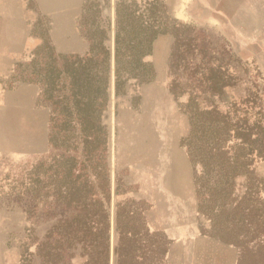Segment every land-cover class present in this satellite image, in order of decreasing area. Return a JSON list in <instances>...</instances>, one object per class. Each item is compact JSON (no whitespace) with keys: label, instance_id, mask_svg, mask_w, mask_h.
Listing matches in <instances>:
<instances>
[{"label":"rangeland","instance_id":"374dc122","mask_svg":"<svg viewBox=\"0 0 264 264\" xmlns=\"http://www.w3.org/2000/svg\"><path fill=\"white\" fill-rule=\"evenodd\" d=\"M119 1L0 0V91L27 94L23 104L27 109L13 116L11 133L3 131L0 121V146L7 142L0 155V234L10 242L6 246L20 248L23 264H30L38 239L56 219L69 216L68 211L60 212L59 190L70 188L78 176L80 181H92L109 173L112 264H117L120 202L127 216L141 215L125 223L141 231L133 251L146 259L144 264L155 263L161 248L168 250L164 233L149 228L150 214L155 210L163 214L162 183L172 188L175 198L188 203L191 213H198L202 235L245 245L243 254L239 249L237 264H264V161L253 160L238 143L226 142L202 114L205 103L199 110L188 95H172L171 82L186 80L181 70L175 73L171 68L173 34L158 37L152 55L145 59L155 69L152 83L130 84L127 94L117 98L112 63L110 99L104 111L91 121L84 110L79 111L81 116L70 112L74 88L69 75L61 84L56 80L58 56L63 54L69 62L84 56L88 39L102 32L113 55ZM136 3L145 11L144 0ZM164 3L172 20L195 27L222 62L246 67V74L264 90V0ZM64 12L74 14L72 27L56 24L54 18ZM61 39L72 41L67 47L72 51L61 52L57 42ZM76 49L82 52H73ZM245 95L241 83L224 94L220 106L225 110L226 104ZM229 193L231 199L244 198L241 208L233 215H221L219 204Z\"/></svg>","mask_w":264,"mask_h":264},{"label":"trees","instance_id":"16d2710c","mask_svg":"<svg viewBox=\"0 0 264 264\" xmlns=\"http://www.w3.org/2000/svg\"><path fill=\"white\" fill-rule=\"evenodd\" d=\"M144 1L146 7L143 12L136 0H120L117 4L113 55L106 46V34L102 32L100 36L88 39L90 46L84 56L77 55L71 62L63 54L58 56L61 65L57 69L56 80L64 82V76L69 75L74 88L72 115L78 111L81 116L79 111L84 110L91 121L104 111L110 99L112 63L117 98L127 94L130 84L152 83L155 69L145 59L152 55L158 37L173 34L175 44L171 68L175 73L181 70L186 80L171 82L172 95L176 98L188 95L189 102L199 110L200 104L205 103L202 114L217 127L226 142H236L253 160L264 161V90L246 74H249L246 67L222 62L195 27L182 26L172 20L165 10L164 0ZM241 83H245V97L226 104L228 108L223 110L220 106L222 97ZM105 170L108 171L107 166ZM59 191L60 212L68 211L69 216L56 219L45 235V242L41 245L44 263L69 264L78 257L81 264H111L112 187L109 173L92 181H80L78 176L70 188ZM230 196L229 193V197L219 204L221 215H233L241 208L244 198L236 196L231 199ZM125 211L126 207L120 202L116 210L119 233L117 264H144L146 259L133 251L141 231L135 224L128 227L125 223L127 220L135 222L141 215L132 214L130 217ZM220 239L242 250V254L246 249L244 244ZM159 252L160 256L153 258L155 263L152 264L164 263L167 248H161Z\"/></svg>","mask_w":264,"mask_h":264},{"label":"crops","instance_id":"0c3cea01","mask_svg":"<svg viewBox=\"0 0 264 264\" xmlns=\"http://www.w3.org/2000/svg\"><path fill=\"white\" fill-rule=\"evenodd\" d=\"M84 2L85 0H36L38 4H82ZM61 15L54 18L55 21H58L56 24L59 23L62 27L63 25L72 27L74 14L64 12ZM57 42L60 44L62 53L72 51L67 48L72 45L71 40L67 42V40L61 39ZM73 52L81 53L82 49H76ZM26 96L27 94L19 90L12 93L0 91V116L2 117L0 121L2 120L4 123V132L11 133L14 130L13 116L27 109L23 105L24 100L27 99ZM6 143L0 146V155H4L7 149ZM162 185L164 188H160V190L166 194L163 214L161 216L158 214L160 210H155L154 214H150L149 228L156 233L163 232L170 242L164 256V264H237L240 250L219 239L202 235L196 217L198 213H191L187 207L188 203H183L180 199L175 198L171 194L172 188L170 186L164 183ZM167 196L170 197L169 201ZM1 227L3 226L0 223ZM45 237L38 239L37 251L36 254L32 253L30 264H45L41 253V245L45 242ZM8 242L7 237L0 234V264H23V254L20 248L13 247V245L8 247L6 246ZM229 252L234 253L233 258L230 257ZM81 262L82 260L77 257L69 264H81Z\"/></svg>","mask_w":264,"mask_h":264},{"label":"water","instance_id":"95a60500","mask_svg":"<svg viewBox=\"0 0 264 264\" xmlns=\"http://www.w3.org/2000/svg\"><path fill=\"white\" fill-rule=\"evenodd\" d=\"M114 253H115V255H117V253H118V249L117 248L114 249Z\"/></svg>","mask_w":264,"mask_h":264}]
</instances>
